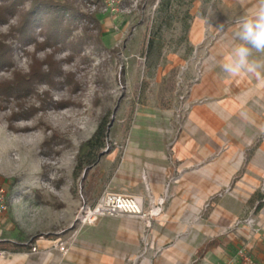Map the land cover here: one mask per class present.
<instances>
[{
	"label": "rangeland",
	"instance_id": "374dc122",
	"mask_svg": "<svg viewBox=\"0 0 264 264\" xmlns=\"http://www.w3.org/2000/svg\"><path fill=\"white\" fill-rule=\"evenodd\" d=\"M54 1L70 4L79 16L68 28L67 39L51 40L56 43L55 50L52 44H40L45 35L38 25L30 31L31 37H19L16 29L30 0H23L13 12H6L0 1V52L9 44L11 49L0 59V88L5 80L33 76L30 70L35 59L53 55L62 70L54 76V85L33 81V89L25 95L5 101L0 98V106H4L0 108V188L7 194V217L10 204L16 201L22 208L19 222L29 220L27 229L49 226L43 234L25 233L14 240L23 244H5L6 249L0 250L4 258L15 248L35 247L31 244L41 235L48 240L59 237L48 248L65 254L75 229L92 237L99 221L102 231L95 237L104 247L112 243L118 223L130 225L114 218L141 219L119 214L101 216L91 225L79 226L78 220L74 221L81 209L93 207L105 193H123L114 188L112 180L130 138L145 137L140 126L149 124L148 130L153 131L162 108L180 105L185 98L180 96L187 94L185 76L192 72L196 76L197 68L201 69L199 61L190 60L195 51L187 38L192 12L225 4L223 0ZM41 68L47 71L45 61ZM50 97L65 104L45 112L42 108L50 106ZM21 108L29 114L15 126L27 130L13 132L8 129L7 117ZM262 187L264 178L258 190L264 194ZM152 208L153 202L145 211ZM145 227L151 228L152 220ZM123 242L135 255L153 249L152 239L147 242L127 236ZM60 245L65 252L58 249Z\"/></svg>",
	"mask_w": 264,
	"mask_h": 264
},
{
	"label": "crops",
	"instance_id": "0c3cea01",
	"mask_svg": "<svg viewBox=\"0 0 264 264\" xmlns=\"http://www.w3.org/2000/svg\"><path fill=\"white\" fill-rule=\"evenodd\" d=\"M223 1L192 12L187 38L195 51L190 60L200 62L201 75L185 76L188 90L182 103L162 108L153 131L149 124L140 126L145 137L130 138L116 167L114 188L139 196L144 210L165 199L151 218L152 227L122 215L114 219L130 225L119 220L112 243L104 247L95 237L102 231L99 221L92 237L75 229L65 254L48 248L59 237L48 240L41 235L31 244L39 247L34 252L31 247L15 248L0 257V264H129L127 259L135 264H231L241 246L256 264H264V204L255 210L253 200L264 178V84L247 74L230 77L220 67L238 43L236 20L254 0ZM253 56L264 58L255 51ZM21 210L14 201L9 217L6 212L0 215V241L23 244L14 240L49 229H27L29 220L19 222ZM248 218L255 224H246ZM127 236L152 239L153 249L135 255L123 242ZM212 240L216 244L197 258L198 248Z\"/></svg>",
	"mask_w": 264,
	"mask_h": 264
},
{
	"label": "trees",
	"instance_id": "16d2710c",
	"mask_svg": "<svg viewBox=\"0 0 264 264\" xmlns=\"http://www.w3.org/2000/svg\"><path fill=\"white\" fill-rule=\"evenodd\" d=\"M1 3L5 4V10L8 11H16L19 8L23 0H0ZM2 16L0 12V17ZM78 11L68 3L58 2L54 0H30V5L28 9L25 11L22 21L17 26L16 29L18 31L19 37L22 39H27L29 36L31 37V30L34 26L38 25L39 28H42V33L45 35L44 42L40 43L52 44L54 50L56 49L55 42L53 40L61 41L67 39V30L69 27L75 25V20H77ZM52 40V41H51ZM5 51L0 52V59H5V54L10 53V44L6 46ZM47 67V71L42 70V65L44 64ZM59 60L55 59L53 55H49L47 59L43 60H33V66H31V72L33 71V76H20L17 80L10 79L3 81L2 87L0 88V98L5 101L8 97H14L17 94H26V91L29 89H33L30 82H44L47 85H54V76L57 74H61L62 70L59 67ZM35 66V67H34ZM2 83V82H1ZM48 105L43 107L42 109L46 112L49 108L58 109L60 105L65 104L62 100L53 102L51 97L48 99ZM4 106H0L3 108ZM29 113L21 108L17 112H11L7 117L8 119V129L11 131H18L15 126L16 121L19 118H25ZM27 130V128H24ZM253 200L256 201L255 210H259L264 204V194L257 191L253 195ZM10 243L9 241H0V250L6 249L4 247L5 244ZM216 244V240H212L203 244L198 248L196 256L197 258H201L204 253L212 246Z\"/></svg>",
	"mask_w": 264,
	"mask_h": 264
},
{
	"label": "clouds",
	"instance_id": "9594fccd",
	"mask_svg": "<svg viewBox=\"0 0 264 264\" xmlns=\"http://www.w3.org/2000/svg\"><path fill=\"white\" fill-rule=\"evenodd\" d=\"M244 4L245 0H241ZM235 39L238 41L220 65L230 77L242 74L253 76L264 84V58H256L253 52L264 54V0H255V5L235 22ZM218 28L222 31L224 24Z\"/></svg>",
	"mask_w": 264,
	"mask_h": 264
},
{
	"label": "built area",
	"instance_id": "2783aa9c",
	"mask_svg": "<svg viewBox=\"0 0 264 264\" xmlns=\"http://www.w3.org/2000/svg\"><path fill=\"white\" fill-rule=\"evenodd\" d=\"M196 76L201 75V69L197 68ZM179 83H183V79H180ZM188 87L185 91V94ZM185 95H181L183 99ZM264 189V187H262ZM163 199L160 198L157 201L156 207L145 211L143 208V201L139 196L123 193L107 192L102 198L93 206L88 207L84 212L81 209L76 216L75 220H78L79 226L91 225L101 216H116L119 214L137 216L145 221L146 226H150L151 218L154 217L159 211L160 206L163 204ZM7 194L6 191L0 188V215L7 211ZM251 218L246 220L248 225L252 224ZM60 251L65 252V247L60 245L58 247ZM31 251H35V247L31 248ZM233 264H256L253 256L247 250L246 247L241 246L237 248L234 257L231 259Z\"/></svg>",
	"mask_w": 264,
	"mask_h": 264
},
{
	"label": "bare ground",
	"instance_id": "6f19581e",
	"mask_svg": "<svg viewBox=\"0 0 264 264\" xmlns=\"http://www.w3.org/2000/svg\"><path fill=\"white\" fill-rule=\"evenodd\" d=\"M24 128H26V127H24V126H23V128L17 127L18 131H13V132L25 131Z\"/></svg>",
	"mask_w": 264,
	"mask_h": 264
}]
</instances>
